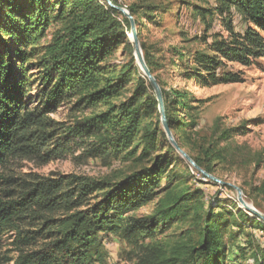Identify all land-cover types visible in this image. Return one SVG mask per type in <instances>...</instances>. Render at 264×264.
I'll return each instance as SVG.
<instances>
[{
	"label": "trees",
	"instance_id": "1",
	"mask_svg": "<svg viewBox=\"0 0 264 264\" xmlns=\"http://www.w3.org/2000/svg\"><path fill=\"white\" fill-rule=\"evenodd\" d=\"M110 1L123 7L119 0ZM200 1L207 7L193 5V11L205 24L199 39L206 50L177 52L183 67L189 65L183 77L200 89L243 83L242 71L230 67L249 68L264 60V0ZM127 9L138 27L141 8ZM215 17L223 32H211ZM129 34L130 21L104 0H0V187H5L6 199L0 200V238L16 236L14 264H107L105 243L111 236L139 248L136 264H179L146 242L164 234L183 214L184 200L170 195L154 216H131L158 197L170 166L162 156L118 182L74 175L27 180L2 173L17 161L45 165L62 160L74 147L111 165L135 156L143 132L140 159L157 151V134L148 124L158 108L152 85L144 78L120 102L133 77L131 66L118 70L110 63L123 45L135 53ZM142 50L178 139L191 126L185 123L193 109L190 93L165 92L143 45ZM64 104L82 113L69 126L51 118ZM179 110L184 117L175 114ZM217 154L213 148L205 151L207 159ZM192 159L214 174L200 159ZM202 221L198 245L188 248L180 264H196L198 257L205 264L225 263L218 222L210 213ZM258 261L264 264V259Z\"/></svg>",
	"mask_w": 264,
	"mask_h": 264
},
{
	"label": "rangeland",
	"instance_id": "2",
	"mask_svg": "<svg viewBox=\"0 0 264 264\" xmlns=\"http://www.w3.org/2000/svg\"><path fill=\"white\" fill-rule=\"evenodd\" d=\"M119 1L126 10L132 5L141 8L138 13L140 24L137 27L141 47L144 46L146 55L152 60L164 91L169 93L172 89H180L190 93L193 109L185 123L191 122V126L178 139L171 130L175 141L190 157L200 159L204 167L212 168L214 174L211 176L239 187L243 191L244 200L264 215V60L249 68L238 65L230 67L235 72L242 71L243 83L200 89L183 77L185 65L183 67L177 58V52L188 55L206 50L199 39L204 34L205 24L193 11V5H207L200 0ZM209 2L213 4L214 0ZM149 10H153V13L147 12ZM236 21L241 29L240 19L236 18ZM212 24V33L223 32L218 17L212 20ZM130 36L131 34L128 39ZM133 53L131 48L123 45L110 62L118 70L131 66L133 77L120 102L129 99L146 78ZM143 55L145 56L144 52ZM188 59L184 62H189ZM172 62L176 66H172ZM175 114L184 117V111L179 110ZM81 115L73 105L64 104L51 118L69 126ZM160 116L158 106L148 120L149 126L157 134V151L149 159H140L144 148L143 132L136 144L138 148L135 156L114 161L111 165L107 161L91 157L88 150L85 153V149L74 147V152L62 160L45 165L17 161L2 170V173L7 178L27 180L30 179L29 176L56 178L74 175L118 182L135 171L148 167L155 157L162 156L170 166L158 197L131 216L137 219L150 218L159 211L163 199L177 194L184 200V212L171 222L164 234L148 240L146 244L180 264L188 248L198 245L204 228L202 218L210 213L222 230L226 246L224 264H259L258 259H264L263 220L241 206L236 190L210 180L172 149L164 126H160ZM210 148L219 153L214 159H207L205 156V151ZM4 189L5 187H0V200H6L2 192ZM16 241L14 233L0 238V264H14L18 256ZM105 248L108 253L107 264H136L140 254L139 248L113 236L107 239ZM205 263L204 259H196V264Z\"/></svg>",
	"mask_w": 264,
	"mask_h": 264
},
{
	"label": "water",
	"instance_id": "3",
	"mask_svg": "<svg viewBox=\"0 0 264 264\" xmlns=\"http://www.w3.org/2000/svg\"><path fill=\"white\" fill-rule=\"evenodd\" d=\"M104 1L107 2L113 9L118 10L131 23V36H130V39H131V42L134 44V47H135V56H136V59L138 61V65H139L140 69L142 70V72L144 73L146 78L149 80L150 84L152 85V87H153V89L155 91L156 99H157L158 106H159V112H160V115H161V118H162V122H163V126L165 128V132H166V134H167V136H168V138L170 140L171 145L175 148V150L181 155V157L183 159H185L189 164H191V166H193L196 170H198L204 176H206L210 180L216 182L217 184H222L224 186H228V187H231L234 190H236V192L238 194V201L241 204V206L247 212H249L250 214H252L256 218H259V219L264 221V215L261 214L260 212H258L254 207H250L247 204V202L244 200L243 191L239 187H236V186L228 184V183H223L222 181H220V180L216 179L215 177L209 175L208 173L203 171L202 168H200L194 162V160L184 150H182L180 148L178 143L175 141L174 137L171 135V129L169 127L167 116H166V112H165L164 98H163V92L161 90V87H160L157 79L155 78V76L153 75V73L151 72V70L149 69V67L147 66V64L145 62V58H144V55H143L141 42H140V39H139V36H138L137 26L135 24L134 18L131 16V14H130V12L128 10H126V9H124L122 7H117V6L113 5L110 0H104Z\"/></svg>",
	"mask_w": 264,
	"mask_h": 264
},
{
	"label": "bare ground",
	"instance_id": "4",
	"mask_svg": "<svg viewBox=\"0 0 264 264\" xmlns=\"http://www.w3.org/2000/svg\"><path fill=\"white\" fill-rule=\"evenodd\" d=\"M250 207H253L251 204L247 203Z\"/></svg>",
	"mask_w": 264,
	"mask_h": 264
}]
</instances>
